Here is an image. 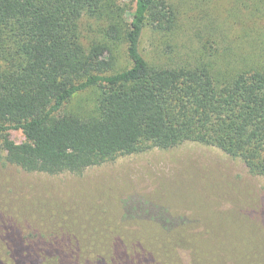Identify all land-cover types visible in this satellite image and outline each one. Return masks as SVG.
Masks as SVG:
<instances>
[{
    "label": "trees",
    "instance_id": "1",
    "mask_svg": "<svg viewBox=\"0 0 264 264\" xmlns=\"http://www.w3.org/2000/svg\"><path fill=\"white\" fill-rule=\"evenodd\" d=\"M213 1L0 0L3 162L81 175L194 141L264 177V0H226L221 12ZM146 31L158 37L152 54ZM118 228L106 218L99 240L33 236L0 217V264H209L187 245L157 261L128 253L105 232Z\"/></svg>",
    "mask_w": 264,
    "mask_h": 264
},
{
    "label": "rangeland",
    "instance_id": "2",
    "mask_svg": "<svg viewBox=\"0 0 264 264\" xmlns=\"http://www.w3.org/2000/svg\"><path fill=\"white\" fill-rule=\"evenodd\" d=\"M213 2L221 12L226 0ZM185 27L176 42L189 40ZM237 31L230 24L227 33ZM157 38L146 31L151 54ZM10 134L23 139L20 130ZM0 217L29 235L90 240H99L103 219L113 218L119 228L105 232L128 253L144 251L157 261L179 244L198 248L209 264H264V177L194 141L122 155L81 175L26 172L0 158Z\"/></svg>",
    "mask_w": 264,
    "mask_h": 264
}]
</instances>
